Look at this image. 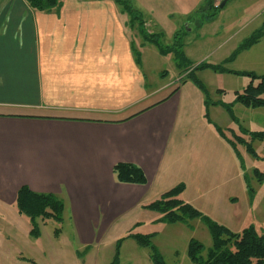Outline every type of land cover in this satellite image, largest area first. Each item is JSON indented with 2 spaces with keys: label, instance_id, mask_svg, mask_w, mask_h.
I'll list each match as a JSON object with an SVG mask.
<instances>
[{
  "label": "crops",
  "instance_id": "obj_1",
  "mask_svg": "<svg viewBox=\"0 0 264 264\" xmlns=\"http://www.w3.org/2000/svg\"><path fill=\"white\" fill-rule=\"evenodd\" d=\"M135 8L145 32H157L154 9ZM138 32L114 0H62L50 10L0 0V202L14 203L22 185L56 194L89 251L172 175L183 86L159 98L167 86L149 85L144 64L163 55L145 43L137 59ZM117 162L140 166L146 184L118 183Z\"/></svg>",
  "mask_w": 264,
  "mask_h": 264
},
{
  "label": "rangeland",
  "instance_id": "obj_2",
  "mask_svg": "<svg viewBox=\"0 0 264 264\" xmlns=\"http://www.w3.org/2000/svg\"><path fill=\"white\" fill-rule=\"evenodd\" d=\"M128 1L154 9L160 43L183 52L179 56L171 49L159 59L145 58L144 64L149 85L167 86L159 98L183 86L170 140L173 147L176 143L172 175L160 188L155 183L138 206L110 221L90 251L75 242L67 209L62 222L39 221L37 234L31 235L28 216L14 203L0 202V264H152L150 249L131 234L151 235L165 264H196L188 245L195 240L211 246L209 222L234 233L250 226L264 232V136H254L264 131V107L236 101V92L258 81L248 72L264 74V0H226L223 7L222 0ZM178 185L177 198L199 217L171 222L146 207Z\"/></svg>",
  "mask_w": 264,
  "mask_h": 264
},
{
  "label": "trees",
  "instance_id": "obj_3",
  "mask_svg": "<svg viewBox=\"0 0 264 264\" xmlns=\"http://www.w3.org/2000/svg\"><path fill=\"white\" fill-rule=\"evenodd\" d=\"M61 1L26 0L27 3L37 10H50ZM114 1L120 4L122 9L127 12L129 23L139 26V38L143 40V42H140V45H144L145 43L154 45L163 56L171 49L177 52L179 56H183V52L179 51L178 47L172 46L171 48L170 45L160 43L161 33V35H156L158 34L157 32L152 34L145 32L143 26L144 17L128 0ZM210 2L208 4L213 6L212 2ZM176 36H178L177 33L175 34ZM255 42L257 41L247 42L244 46H250ZM133 49L135 50L137 59H139L140 51L137 46L134 45ZM247 75L257 78L258 81L256 84L251 82L240 92H236V101L247 107H264V74L258 76L252 72H248ZM254 136L263 137L264 131L255 132ZM112 173L118 183L144 185L147 182L142 168L134 163L117 162L112 167ZM180 190V185L170 188L162 193L159 200L148 204L146 207L158 209L163 214V219L171 222L199 217L200 213L195 208L177 198ZM14 204L19 213L28 216L30 219L32 225L31 235L37 234L38 230L36 228H38L39 221L53 220L57 223L62 222L65 204L54 193L35 192L26 185H22L16 192ZM208 225L212 239L210 247L205 248L202 243L195 240L189 242L187 253L193 262L196 264H264V232L259 233L250 226L239 233H234L227 227L214 222H209ZM58 231L56 229L55 233H59ZM130 237L138 245L150 249L149 259L152 264H165L160 254L151 244V235L131 234ZM203 252H205V255L202 254ZM111 264L114 263L112 262Z\"/></svg>",
  "mask_w": 264,
  "mask_h": 264
},
{
  "label": "water",
  "instance_id": "obj_4",
  "mask_svg": "<svg viewBox=\"0 0 264 264\" xmlns=\"http://www.w3.org/2000/svg\"><path fill=\"white\" fill-rule=\"evenodd\" d=\"M225 4V0H223L220 4H219V7H223Z\"/></svg>",
  "mask_w": 264,
  "mask_h": 264
}]
</instances>
